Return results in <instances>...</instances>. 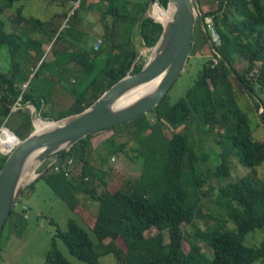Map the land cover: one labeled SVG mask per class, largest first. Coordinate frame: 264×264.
<instances>
[{"label": "trees", "instance_id": "obj_1", "mask_svg": "<svg viewBox=\"0 0 264 264\" xmlns=\"http://www.w3.org/2000/svg\"><path fill=\"white\" fill-rule=\"evenodd\" d=\"M20 1L23 0H0V49L3 47L0 58L3 54L7 61L4 67L8 65L5 70H0V126L3 124L0 128V151L5 153L11 151L16 138L4 126L20 139L32 130L31 114L22 106L32 104L42 118H49L41 106L46 101L51 102V98L53 101L49 95L51 92L46 96L30 90V81L27 88H21L27 80V72H32L35 64L43 58L39 39L29 36L28 32H44L49 28L46 25L50 20L25 16L21 3L15 7L13 30L9 31L3 19L4 12ZM148 2L146 0L137 9L129 0L106 2L102 17L109 15L111 22L103 25L104 43L108 48L105 65L76 96L69 113L54 118L81 111L115 81L141 69L146 58L142 54L137 55L131 31ZM159 4L165 7L167 0H159ZM199 4L203 20L211 16L219 35L220 43L212 42L213 45L235 69L237 76L213 52L196 23L190 54L205 47L209 59L196 71L194 80L183 95L171 101L167 92L148 112L105 128L116 131L122 127L125 132L126 138L121 142L107 137L105 144L125 154L133 152L132 157L141 164L135 179L125 181L115 191H110L106 181L102 180L103 188L98 190L93 179L101 177L91 170L88 158L93 149L91 137L96 132L80 139L69 150L49 156L39 171L58 155L56 163L70 156L74 161L72 172L80 165L77 175H66L62 169L54 170L53 164L38 179H43L53 193L81 218L98 241L107 238L111 241L105 245L101 242L102 252L97 251L88 231L69 219L67 229L57 228L51 238L50 249L46 253L47 264H74L60 251L58 241L72 256L87 264H98L101 253H113L119 260L121 251L114 245L118 238L123 243V264L264 263V237L257 246L243 242L247 233L256 228L264 229V178L257 174L258 166L264 163V138L258 139L253 135L248 113L235 96L236 89L243 91L252 100V108L257 111L262 108L260 116L264 121V100L259 94L264 92V0H217L209 10L203 9L200 0ZM23 22L29 24L27 31L21 27ZM161 30L160 23L144 18L139 28L143 44L152 47ZM122 34L125 37H119ZM99 46L93 49L99 50ZM71 60L84 73L92 69L93 57L85 52L77 49ZM240 64L243 65L241 69ZM16 101L21 108L12 111ZM33 125L35 127L34 122ZM210 136L222 149L220 162L215 168L216 177L223 179L230 175V153L248 171L218 187L226 217L215 226L196 227L187 238L184 225L193 224L201 198L213 190L211 185L205 187L208 176L200 167V160L209 156L204 143ZM129 143L127 151L125 147ZM5 158L6 155L0 153V168ZM87 176L88 180L85 179ZM33 186V183L26 186L23 194ZM82 194L97 201L96 215L81 212L79 197ZM13 213L14 208L7 219ZM227 221L234 224V229L226 227ZM153 229L155 233L146 234ZM164 233L167 234V242ZM185 241L186 249L183 246ZM200 241L208 246L211 258L204 252Z\"/></svg>", "mask_w": 264, "mask_h": 264}, {"label": "rangeland", "instance_id": "obj_2", "mask_svg": "<svg viewBox=\"0 0 264 264\" xmlns=\"http://www.w3.org/2000/svg\"><path fill=\"white\" fill-rule=\"evenodd\" d=\"M108 0H23L16 2L12 8H7L4 12L3 19L7 24L9 31L13 30V19L16 11L15 7L23 4V14L39 18L42 21L50 20V24L46 25L47 29L34 30L28 32L29 36L39 39L40 50L43 52L44 63L40 68L39 64L43 58L35 64L34 70L27 72V80L22 83V89L27 88L29 81L31 82L30 90L34 93L49 94L53 97L51 102H45L41 106V110L47 114L49 118H42L39 110L32 104H25L22 108L31 114V123L33 128L34 118L40 117L43 120L54 118L69 113V109L74 104L76 96L84 91L91 79L98 76L105 65L108 48L103 37V25L105 22H111V17L105 15L102 17V10ZM134 9H137L146 0H129ZM204 10H209L217 3V0H200ZM157 10L166 11L164 8L157 6ZM155 18V17H154ZM45 26V25H44ZM196 26V25H195ZM21 27L27 31L29 24L23 22ZM78 36H80L78 38ZM119 37H125L124 34ZM27 36L23 39H26ZM98 40L102 41L99 50H94ZM135 46L138 51L143 53L147 59L150 55V48L144 46L138 33L135 34ZM94 48V49H93ZM3 47L0 49V53ZM80 50L86 55L93 57L92 69L84 73L77 65L75 66L71 58L75 51ZM4 52V51H3ZM209 59L206 48H200L190 54L188 63L183 72L173 82L168 90L171 101L177 100L183 95L186 88L192 83L196 75V71L201 68L202 64ZM7 61L0 58V70H5ZM239 65V69L242 68ZM27 69V68H26ZM36 75L33 76V73ZM55 95L53 96V94ZM264 100V92L259 93ZM235 96L240 106L248 113L250 126L253 135L258 139L264 138V121L260 116L262 108L258 111L252 108V100L241 90H235ZM19 107V105H17ZM16 107V108H17ZM21 108V106L19 107ZM18 109V108H17ZM15 111V106L12 105ZM6 121L4 119L3 123ZM10 123V121H9ZM3 124L0 126V128ZM181 128H179V131ZM113 137L115 142H121L126 138V134L122 127H118L116 131L105 129L96 132L91 137L92 150L88 156L89 164L92 171H96L101 179H93L97 184L98 190L103 188L102 180L106 181L107 188L115 191L125 184V181L135 179L141 169L140 161L134 159L133 152L128 151L129 143L125 149L128 154L120 149H115L110 145L106 147L105 139ZM206 152L209 156L200 160V167L203 173L208 176V184L213 190L206 196L201 198V202L193 224L185 226V236L191 237L196 227L204 229L207 226H215L226 217V208L220 204L218 187L230 181L231 178L245 174L248 170L243 167L233 153L229 155L230 175L223 179L216 177L215 168L219 164L221 156L220 146L214 142L211 136L205 140ZM101 160V158H103ZM48 161V159H46ZM41 167V166H40ZM75 167V166H74ZM80 165L73 168V175H77ZM37 171H39L37 169ZM259 178H264V163L257 168ZM89 176H87L88 180ZM34 186L25 190L18 204L14 206V212L6 221L0 236L1 256L0 264H47L46 253L50 249L51 238L56 229L65 231L69 219L75 220L83 226L89 236L94 241V247L97 251L102 252L100 243L108 244L109 238L98 241L94 233L82 222L81 218L66 203L57 197L43 179H37L33 182ZM204 187V188H205ZM80 210L82 213L88 212L91 216L98 213V203L90 197L80 195ZM20 205H25L26 210L23 212ZM27 215V217H24ZM226 227L234 229V224L230 221L226 222ZM156 230L147 231L146 234L155 233ZM264 237V229L256 228L247 233L243 242L247 245L257 246ZM165 241H168L167 234L164 233ZM116 249H119V260L114 257L113 253H101L98 264H123V243L120 238L114 240ZM200 244L211 258L212 254L208 246L200 241ZM184 248H187L186 241ZM58 248L65 257L74 264H87L72 256L61 241H58ZM253 264H264L259 261Z\"/></svg>", "mask_w": 264, "mask_h": 264}, {"label": "water", "instance_id": "obj_3", "mask_svg": "<svg viewBox=\"0 0 264 264\" xmlns=\"http://www.w3.org/2000/svg\"><path fill=\"white\" fill-rule=\"evenodd\" d=\"M153 4L167 11L164 20L149 14ZM144 18L160 23L162 30L139 71L115 81L81 111L58 119H47L45 121L50 124L41 129L33 125L30 133L22 139L4 126L15 136L16 144L10 152L0 151L6 155L0 168V236L7 217L20 201L26 186L47 170L48 165L37 171L49 156L67 151L87 135L146 113L160 103L188 63L196 23L213 52L237 76L235 69L209 38L199 0H167L165 7L159 4V0H149L142 17L132 28L131 39L134 45L135 34H139ZM136 53L143 55L137 48ZM138 87H143L141 92L127 99L130 92Z\"/></svg>", "mask_w": 264, "mask_h": 264}, {"label": "built area", "instance_id": "obj_4", "mask_svg": "<svg viewBox=\"0 0 264 264\" xmlns=\"http://www.w3.org/2000/svg\"><path fill=\"white\" fill-rule=\"evenodd\" d=\"M204 23L206 25V28H207V31H208V35L211 39L212 42H215L216 44H219L220 43V38H219V35L214 27V24H213V21H212V17L211 16H207L205 17L204 19ZM100 40H98V42L96 43V47H98V45L100 44ZM214 61H216V58H213ZM15 106V109L19 108L20 107V104L18 101H16L14 104ZM17 105H19V107H17ZM17 107V108H16ZM12 110V109H11ZM13 111V110H12ZM59 155L56 156L52 161H50L47 165L48 167L52 166L53 164V169L54 170H59V169H62L64 170V173L66 175H70L72 173V166H73V158L68 156L66 157L63 162H60V163H56L55 161L58 159ZM22 209L26 210V206L25 205H22L21 206ZM27 215H25L26 217Z\"/></svg>", "mask_w": 264, "mask_h": 264}, {"label": "bare ground", "instance_id": "obj_5", "mask_svg": "<svg viewBox=\"0 0 264 264\" xmlns=\"http://www.w3.org/2000/svg\"><path fill=\"white\" fill-rule=\"evenodd\" d=\"M157 6H158L157 4H153L150 7L149 14L152 17H155L156 19L164 20L166 18L167 11H159L157 10ZM142 89L143 87H138L137 89L133 90L132 92H130V94L128 95L129 97L127 99L134 98L135 96L139 94V92H141ZM34 124H35L36 129H41L45 127L46 125H49L50 123L41 119L40 117H36L34 118Z\"/></svg>", "mask_w": 264, "mask_h": 264}]
</instances>
